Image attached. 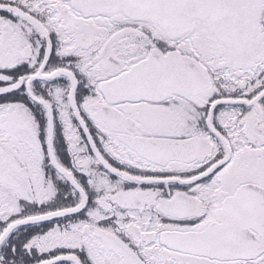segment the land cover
Here are the masks:
<instances>
[{
  "label": "flooded vegetation",
  "instance_id": "flooded-vegetation-1",
  "mask_svg": "<svg viewBox=\"0 0 264 264\" xmlns=\"http://www.w3.org/2000/svg\"><path fill=\"white\" fill-rule=\"evenodd\" d=\"M151 54L197 64L210 85L197 96L113 90ZM263 88L264 0H185L163 13L0 0V264H264L258 212L235 216L234 250L193 249L216 240L199 234L243 183L264 189V94L212 110L210 124L199 98ZM18 148L28 200L2 173ZM63 211L1 239L19 218Z\"/></svg>",
  "mask_w": 264,
  "mask_h": 264
},
{
  "label": "rangeland",
  "instance_id": "rangeland-1",
  "mask_svg": "<svg viewBox=\"0 0 264 264\" xmlns=\"http://www.w3.org/2000/svg\"><path fill=\"white\" fill-rule=\"evenodd\" d=\"M18 159H19V148L17 149V151H15L13 153L14 162L8 161V162L4 163L5 169H3L2 173L7 170L4 177H5V182L9 184L10 188H13L12 184L10 185V183H13L14 187L16 189H18L19 188V178H20V186L22 187L21 188V191H22L21 196L24 197V200H28V198L31 197V195H30L31 191H29L28 188L32 182L31 181L26 182V177H24V176L27 174L30 175V172L19 174V161H18ZM13 180H14V182H13ZM17 209H18V207L15 208L14 210H17ZM27 211H28V213L30 212V210H25L23 212L26 213Z\"/></svg>",
  "mask_w": 264,
  "mask_h": 264
},
{
  "label": "water",
  "instance_id": "water-1",
  "mask_svg": "<svg viewBox=\"0 0 264 264\" xmlns=\"http://www.w3.org/2000/svg\"><path fill=\"white\" fill-rule=\"evenodd\" d=\"M29 221H33V219L31 218V219H26L25 221H23V222H29Z\"/></svg>",
  "mask_w": 264,
  "mask_h": 264
}]
</instances>
